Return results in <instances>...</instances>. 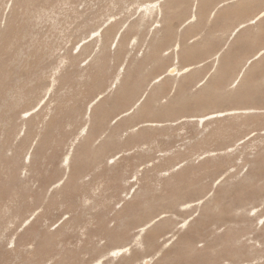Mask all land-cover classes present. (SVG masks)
Instances as JSON below:
<instances>
[{"label": "rangeland", "instance_id": "obj_1", "mask_svg": "<svg viewBox=\"0 0 264 264\" xmlns=\"http://www.w3.org/2000/svg\"><path fill=\"white\" fill-rule=\"evenodd\" d=\"M0 264H264V0H0Z\"/></svg>", "mask_w": 264, "mask_h": 264}, {"label": "water", "instance_id": "obj_2", "mask_svg": "<svg viewBox=\"0 0 264 264\" xmlns=\"http://www.w3.org/2000/svg\"><path fill=\"white\" fill-rule=\"evenodd\" d=\"M117 160H118V158H114V159H113V162H116Z\"/></svg>", "mask_w": 264, "mask_h": 264}]
</instances>
